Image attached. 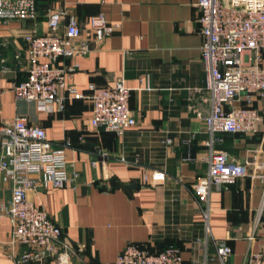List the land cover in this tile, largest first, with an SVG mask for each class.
<instances>
[{
	"label": "crops",
	"instance_id": "1",
	"mask_svg": "<svg viewBox=\"0 0 264 264\" xmlns=\"http://www.w3.org/2000/svg\"><path fill=\"white\" fill-rule=\"evenodd\" d=\"M34 21L0 22V126L16 116L44 128L47 141L65 146L67 161L78 172L63 189L37 188L28 201L42 210L76 248L72 264H113L127 246L149 253L169 247L180 251L184 264H219L216 246L231 249L226 264H246L250 254L264 252V214L257 216L261 182L248 175L221 187L212 186L205 204L195 193L206 175L207 143L203 117L209 110L197 0H35ZM53 12L78 20L89 46L86 55L60 59L57 66L72 69L68 85L80 98L64 103L60 113L38 112L36 106L16 101L13 84L26 79L24 38L47 32ZM102 14L118 29L100 43L88 35V18ZM264 68V50L260 53ZM123 79L130 91L129 108L136 126L122 136L90 124L89 86L109 87ZM68 97V92H62ZM252 107L261 118L252 136L216 134L213 149L238 162L264 151V96H254ZM246 106L238 96L231 108ZM166 139L171 144L165 143ZM102 156H100V155ZM124 158L125 164L119 162ZM98 160V165L91 162ZM102 160L106 170L101 167ZM156 173L163 181L153 184ZM147 177V181H144ZM136 185L124 190L122 186ZM12 184L0 173V201L11 198ZM10 222L0 217V264H14L3 243ZM47 264H53L52 261Z\"/></svg>",
	"mask_w": 264,
	"mask_h": 264
},
{
	"label": "built area",
	"instance_id": "2",
	"mask_svg": "<svg viewBox=\"0 0 264 264\" xmlns=\"http://www.w3.org/2000/svg\"><path fill=\"white\" fill-rule=\"evenodd\" d=\"M198 23L202 44L201 60L205 70V90L209 110L203 117L210 136L206 157V175L194 186V193L205 204L203 218L207 226L208 202L212 186L232 184L248 175L261 182V199L257 216L264 214V151L261 161H255L258 150L249 151L251 157L241 162L227 153L213 149L216 134L252 136L261 118L252 107L254 96H264V68L260 53L264 50V0H197ZM37 18L35 0H0V22L34 21ZM88 35L95 43L113 34L117 24L109 23L102 14L88 18ZM82 36L78 20L62 12H53L47 19V32L24 38V54L17 53L16 61L23 60L26 79L13 84L11 91L16 101L32 103L38 112L60 113L67 99L81 95L68 85L72 69L57 66L60 59L86 55L85 41L77 45ZM0 57V71H7ZM67 91L68 97L62 95ZM91 102L90 124L95 129L122 136L136 126L129 108L130 91L121 78L109 87L89 86ZM244 96L246 106L231 108L238 96ZM264 142V136H263ZM165 143L170 145V139ZM65 146L55 147L47 141L44 128L31 124L26 117L16 116L0 126V173L12 184L11 198L0 201V217L10 222V235L3 243L14 264H72L77 248L63 236L59 227L27 199V192L37 188L63 189L76 180L78 172L67 161ZM100 155V154H99ZM102 156V155H100ZM119 162L125 164L124 158ZM98 160L91 162L98 165ZM101 167L106 170L102 160ZM153 184L163 181L156 173ZM147 181V177H144ZM231 249L224 243L216 246L215 259L226 264ZM113 264H184L180 251L169 247L159 253H149L136 246H127ZM246 264H264V252L250 254Z\"/></svg>",
	"mask_w": 264,
	"mask_h": 264
},
{
	"label": "water",
	"instance_id": "3",
	"mask_svg": "<svg viewBox=\"0 0 264 264\" xmlns=\"http://www.w3.org/2000/svg\"><path fill=\"white\" fill-rule=\"evenodd\" d=\"M122 188L124 190H133V189H136V185H125V186H122Z\"/></svg>",
	"mask_w": 264,
	"mask_h": 264
},
{
	"label": "trees",
	"instance_id": "4",
	"mask_svg": "<svg viewBox=\"0 0 264 264\" xmlns=\"http://www.w3.org/2000/svg\"><path fill=\"white\" fill-rule=\"evenodd\" d=\"M224 134H230V133H224Z\"/></svg>",
	"mask_w": 264,
	"mask_h": 264
}]
</instances>
